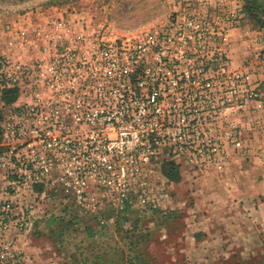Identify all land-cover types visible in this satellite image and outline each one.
<instances>
[{
  "label": "rangeland",
  "instance_id": "rangeland-1",
  "mask_svg": "<svg viewBox=\"0 0 264 264\" xmlns=\"http://www.w3.org/2000/svg\"><path fill=\"white\" fill-rule=\"evenodd\" d=\"M22 20L46 27L55 36L68 29V40L82 31L88 40L100 35L123 40L160 30L166 32L159 42L165 44L167 55L179 52L171 44H180L181 69L191 80L184 77L177 95L166 98L164 105L183 107L184 94H194L199 137L208 145L198 146L196 160L173 158L166 147L161 148L153 163L156 172L148 180L153 191L163 187L170 196L159 206L143 204L135 193L132 201L118 199L115 184L126 178L89 179L86 198L65 190L57 168L33 181L34 159L42 147L35 142L26 108L33 103L37 87L29 75L12 87L13 99H4L2 69L6 61L31 66L44 59L55 39L44 34L45 42L35 48L34 59L5 51L8 31L17 40L6 45L20 47L18 35L26 33L13 23L17 26ZM142 58L153 70V56ZM123 61L127 62L124 57ZM101 72L82 81V93L120 98L128 91L124 80H107ZM149 76L139 70L132 80L131 90L141 93L130 107L135 114L100 115L91 124L94 129L103 128L114 136L110 127L114 123L118 133L140 132L145 122L137 113L146 104L142 95L147 93ZM258 81L264 91V0H0V251L11 247L0 264H264V226L231 223L228 214L233 211L213 210L200 193L202 188L211 189V180L221 174L228 179L225 169L238 167V158L254 160L251 157L261 151L264 108L249 96ZM39 92L43 100H50L47 86H40ZM117 101L118 109L132 103L126 98ZM88 123L82 121V133L91 129ZM232 130L245 153L234 146ZM143 177L130 182L134 185ZM205 209L222 216L221 228L211 231L205 225L211 220L198 217L206 214Z\"/></svg>",
  "mask_w": 264,
  "mask_h": 264
},
{
  "label": "built area",
  "instance_id": "built-area-1",
  "mask_svg": "<svg viewBox=\"0 0 264 264\" xmlns=\"http://www.w3.org/2000/svg\"><path fill=\"white\" fill-rule=\"evenodd\" d=\"M59 32L57 36L48 32V37L54 38L55 42L51 53L44 59L31 66L6 61L2 69L4 84L1 89L12 88L29 75L37 87L33 103L26 108L33 122L35 142L42 147L41 153L34 159L33 181H41L50 169L57 168L62 171L65 190L78 198H86L89 179L116 182V178H126L117 181V186L115 184L118 199L132 201L131 195L135 193L143 204L151 208L159 206L169 194L163 187L160 191H153L148 186V180L156 172L153 163L157 161L161 148L166 147L173 158L187 156L196 160L200 152L198 146L208 145V141L199 137L198 119L194 117L196 111L192 101L194 94H184L186 100L183 107L164 105L166 98L177 95L175 90L182 87V79L188 76V72L181 69L183 53L180 44H171L176 45L180 54L167 55L165 44L159 42V38L165 40L166 32L160 30L123 40L104 39L102 35L88 40L84 31L68 40V29L62 28ZM146 55L155 59L153 70L148 60L142 58ZM123 57L127 62L123 61ZM139 70L150 75L146 82L147 93L142 95L145 107L137 113L144 116V128L140 132L128 130L118 133L114 123H110L114 136L103 128L94 129L91 124L100 120V115L133 112L130 107H133L134 100L141 97L137 90H131L132 80ZM97 71H102L107 80H124L128 91L120 98L82 93V81L87 76H95ZM190 80L187 77L186 81ZM42 85L49 88L50 100L41 98L39 88ZM249 96L264 108L261 81L251 88ZM123 98L132 103L118 109L117 100ZM21 112L24 113V110ZM82 121H90L88 125L91 129L84 133ZM230 135L234 146L245 153L246 148L236 131L232 130ZM140 176H144L142 181L132 185L130 180L135 182ZM10 248L6 245L0 251V262L8 256Z\"/></svg>",
  "mask_w": 264,
  "mask_h": 264
},
{
  "label": "crops",
  "instance_id": "crops-1",
  "mask_svg": "<svg viewBox=\"0 0 264 264\" xmlns=\"http://www.w3.org/2000/svg\"><path fill=\"white\" fill-rule=\"evenodd\" d=\"M15 23H13L14 26L18 29H23L26 34L21 36L18 35L17 43L20 44V47L11 49V47L6 44L9 40H11V42L17 40V37H10V31H8V37L5 36L3 39V41H6L5 46L7 48L5 51H12L14 56H21V58L26 56V59H34L36 53L35 48L40 42H45L43 36L44 34L47 35L49 30H47L46 27H38L35 22H29L27 24V21L22 20L17 26ZM29 29H32V32H28ZM27 35L29 36L27 37ZM23 38H27L26 41H21ZM262 137L263 139L259 140L260 145H258L261 147V151H259L257 156L251 157L254 160L246 161L243 157L238 158V162H240L238 167H232L230 165L227 170L225 169V171L229 173L227 174L229 176L228 179L222 178L221 174L220 179L211 180V182L214 183L211 189L205 190L206 188H202L200 191V193H202L201 200L204 204L206 203V205L210 206L212 204L211 207H213V210L220 207L222 213L223 211H229V213L233 211L235 214H228L232 219L231 223L234 222L240 225L245 224L247 228H249L250 224L264 226V135H262ZM250 162L255 164H251ZM196 180L197 183H199V178ZM208 187L210 188L209 185ZM194 188H197V186ZM251 202H253L254 205L251 206ZM205 210L206 214L198 215L199 218L205 221L211 220L205 225H209L211 231L221 228L222 222H219V219H221L222 216H215L214 213L210 214L209 210ZM203 231L208 232L204 229ZM192 236V238H194V235ZM30 251L32 250H29V252Z\"/></svg>",
  "mask_w": 264,
  "mask_h": 264
},
{
  "label": "trees",
  "instance_id": "trees-1",
  "mask_svg": "<svg viewBox=\"0 0 264 264\" xmlns=\"http://www.w3.org/2000/svg\"><path fill=\"white\" fill-rule=\"evenodd\" d=\"M2 90H3L2 94H3L4 99H8L11 96V94H13V92L15 91V89H12V88L2 89ZM11 98L13 99L14 97L11 96ZM12 99H10V100H12ZM1 132H2V128L0 125V136H1Z\"/></svg>",
  "mask_w": 264,
  "mask_h": 264
}]
</instances>
